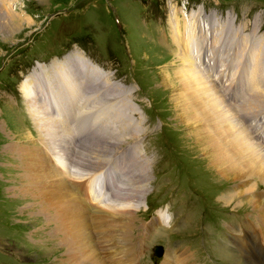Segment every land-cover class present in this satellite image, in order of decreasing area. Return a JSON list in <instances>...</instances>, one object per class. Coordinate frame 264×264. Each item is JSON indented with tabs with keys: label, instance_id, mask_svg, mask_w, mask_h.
Here are the masks:
<instances>
[{
	"label": "rangeland",
	"instance_id": "1",
	"mask_svg": "<svg viewBox=\"0 0 264 264\" xmlns=\"http://www.w3.org/2000/svg\"><path fill=\"white\" fill-rule=\"evenodd\" d=\"M5 7L13 9L18 17L12 19L0 13V22L5 27L4 34H0V264L84 263L85 256L76 259L77 253L70 249L73 238L63 235L61 226L55 223L54 209L46 205L49 200L47 188L41 187V178H36V165L27 159L33 157L29 148L37 147L46 154L37 159L38 162L48 169L53 165L52 169L58 171L52 162L53 159L59 160L57 152L45 151L53 139L54 124L68 130L74 120L73 126L80 130L79 118L83 121V129L90 119L92 123L99 122L95 128L109 130L108 134L117 137L121 146L108 150L103 167L117 171L120 184L124 179L120 175L123 168L126 171L133 168L132 175L144 156L150 160L147 167L150 179L145 186V196L134 204L135 211L131 213L133 237L129 238L132 244L142 247L130 264H164L168 253L172 258L174 252L175 256L183 253L180 258L183 257L185 264H249L241 258H248L250 254L255 259L254 264H264L262 208L260 204L252 205L247 200L258 198L264 203V183L257 178L249 179L256 195L235 200L229 198L235 196L238 180L219 174L214 163L209 164L210 151L200 143L202 127L208 130V123L192 109L182 111L187 100L183 98L185 92L177 72L184 60L177 53L182 54L184 49L175 47L168 26L169 10L176 7L177 18L188 21V32L180 25L181 41H184L186 32L191 35V31L202 27L190 26L189 19L194 13L188 14L190 8L199 7L194 9L195 12L204 10L207 19L210 15L214 26L212 36L207 37L208 32H204L205 41L191 38V44L196 46L201 45L202 40L203 48L197 51L196 47H189L188 53L184 51L183 54L197 66L198 75L208 87L231 104L235 123L248 131L252 142L264 149V0H0V9ZM207 19L203 16L200 25L203 22L206 25ZM201 50L206 52L201 53L202 61L206 58L210 65L213 61L209 57L215 54L211 68L201 62L196 64ZM84 56L90 57L91 61ZM69 65L79 79L86 78L84 73L90 78L89 84H86V78L85 82L82 81V90L75 93L77 103H73L72 109L79 115L84 113L73 120L70 114L60 119L57 117L54 100L57 94L53 90L58 86L62 90L65 88L61 80H65ZM44 66L45 72L42 70L43 73L37 75ZM39 82L40 86L36 85ZM110 83L129 93L128 106L120 97L115 102L111 100L112 88L107 90ZM38 87H42L43 94ZM28 88L35 89V100L38 105H43L40 106L49 117L52 114L48 108L55 107L51 116L54 124L41 118L36 123L30 116L35 112L25 97ZM13 92L15 96L11 94ZM42 97L49 104L42 103L45 102ZM251 99L259 102L253 111L255 114L247 116L242 105ZM90 107H100L110 115L101 116L98 112L92 115ZM64 108L66 113L70 111V108ZM117 110L120 112L116 124L104 127L102 122L109 119L113 122L116 118L113 113L117 114ZM211 117L215 120L214 114ZM61 132L60 129L58 139L63 143L64 133ZM90 132L94 136H103L101 131ZM66 134L68 153L60 156V163L65 164L66 169L70 164L71 173L81 177L79 180L82 181L91 169L80 164L81 149L76 146L83 143L88 147L87 143H84L82 134L78 142L71 141L69 130ZM103 169L94 172L93 182L97 187L96 178L102 174L101 183L105 182L108 188L102 186L96 192L95 187L91 199H96L105 189L106 195L116 197L114 202L121 203L124 194L119 191L116 196L115 187L119 186ZM31 174L35 177L32 178ZM74 181L72 179L69 184L71 189ZM80 205L87 207L86 202ZM159 211L162 212L156 217ZM165 213L172 217L168 224L164 223L166 219L162 216ZM115 223L117 221H106L104 227H113ZM88 227V231L97 237L94 232L97 225L90 222ZM121 230L120 227L116 230L119 244H123ZM255 232L259 234L256 238ZM115 233V230L111 231L112 235ZM237 233L251 236L242 241ZM227 237L238 250L228 246L230 240ZM154 245L163 247L161 257L153 255Z\"/></svg>",
	"mask_w": 264,
	"mask_h": 264
},
{
	"label": "bare ground",
	"instance_id": "2",
	"mask_svg": "<svg viewBox=\"0 0 264 264\" xmlns=\"http://www.w3.org/2000/svg\"><path fill=\"white\" fill-rule=\"evenodd\" d=\"M174 6H176V5H174ZM12 11H13V9H11L9 7H7V8L5 7L4 10L0 9L1 14H4L7 17H10L12 19L14 18V16H15V18H17L18 16L15 15V13ZM169 14L171 17L168 20V26L170 27L171 37L173 38V39L172 38L171 39H172V42L175 45V47H178V48L181 47L184 49L185 52H187V51H189V49H188L189 47H195V45L191 44V38H193V40H194V38L197 37L198 40L204 39V41H205L207 34L205 36L204 32H208V34H211V36H212L211 31L214 30V26H213V22L210 18V15L208 16V19H207L206 15H202L201 11L192 13V17L189 19L190 20V26H192L195 29H197V28L199 29V27H201V26L202 27L200 30L191 31V35H190V33H187L188 32V28H187V22L188 21H185V19L183 17L177 18L176 7H171V9L169 10ZM203 16L207 19V21H206L207 26L206 27L204 25V22L200 25V21H204V20H200L203 18ZM210 24L212 25V27L210 26ZM180 25L183 26L184 31H187L186 32V40H184V41H181V36L183 35V33L180 30ZM214 25H215V23H214ZM4 29H5L4 25L0 22V34H4L3 33ZM214 45H215V43H214ZM185 46H186V48H184ZM199 47L200 48H197V51H199L200 49L203 48L202 40H201V45H199ZM206 49H207V51L209 50L207 47H206ZM214 49H212V50H214ZM184 51H183V53H184ZM183 53L182 54L177 53L178 55H180V58L184 60V63L182 64L179 71L177 72V74L180 73L182 90L185 92L184 93L185 96H183V98H186V100H187V104L184 103V105H182V111L187 112V111L192 109L196 112L195 115H198L199 117H201V120L203 118L208 123L207 124L208 130L204 126L202 127L203 135L201 136L202 140L200 143L203 144L201 146H203L205 149L206 148L209 149V151H210V152H208L211 156V159H210L211 163H209V164L211 165L212 163H214V165L218 168L219 174H222L223 176H227L228 178H230L232 180H238V183L235 184V188H236L235 196L229 197L230 199L235 200L237 197H239L241 199V198H244L250 194L256 195L254 193V187L250 183L249 179H252V181H253V179L257 178V179H259L260 182L264 183V149L261 148L257 142H252L250 140L251 137L247 133L248 131L246 132L243 127H240L239 123H235L234 116H233L234 113L232 111L233 107L231 106V104H227L228 102L226 103L223 100V98H221L220 95H218L219 93L217 94V92H215L210 87H208L207 83H205L204 80L198 75L197 66H194L193 62L188 58V56L186 54H183ZM201 53H203V50H201V52H199L200 57H201ZM205 53H203V54H205ZM206 55H208V54H206ZM213 55H215V54H213ZM260 58H261V56H260ZM79 65L81 66L80 63H79ZM72 67H73V64H72ZM68 68L69 69L65 73V80H61L63 82L65 88L62 90V88L60 86H58L57 89H53L54 94H57V96L54 95L53 93L52 94L54 95L55 104L57 105V108H56L57 113L64 115V116H66L67 114H70V116L72 117V120H73L75 116L77 118L79 117L78 116L79 114H77V111L75 109L74 110L72 109L73 103H77V95L75 93H78V91L80 89L82 90V88H83L82 81L85 82L86 81L85 79L87 78L88 81H86V84H89L90 78H89V74L84 73L86 78L84 79L82 76V79H79L78 76H76V74L73 73V70L71 69L70 65ZM86 69L89 70V67L87 66ZM93 69L97 70V66L93 65ZM95 77H96V75H95ZM93 82H94V80H93ZM84 86L87 87L85 84H84ZM96 87H99V85H96ZM109 87H110V90L112 88V90H111L112 91V93H111L112 99L111 100H114L113 102H115L116 99L120 97L119 99L125 101L123 103L126 106H128L127 100L129 99V96H127V95L129 93H124L123 87H118V86L111 84V83L108 84L107 90ZM115 87H118L119 89H117ZM105 88H106V86H104L103 89H105ZM34 90L35 89H33V88H28V90L25 92V97L27 99L28 106L32 110H34V112H35V115L30 114V116L34 117V121L36 123H39L37 121V119L41 118L42 120L48 119L49 122L54 124L55 122H53V121H55V120H52V118H53V117H51L52 115L49 117V115H47L48 114L47 111H45L41 107L43 105L40 104L41 105L40 106L37 104V101L35 100V99H37L36 93ZM181 94H182V92H181ZM98 96H100V95H98ZM47 98H49L51 100V96L49 97L48 94H47ZM60 102H61V105H60ZM223 102H225L226 104L224 105ZM258 102H259L258 99H255V100L251 99V100H248L244 105H242V109L247 113L246 114L247 116L249 114L253 113L256 106H258ZM64 107L70 108V109H68V111L69 110L70 111L68 113H66L67 109H65ZM180 111H181V109H180ZM119 112L120 111L117 110V114L115 112L113 113V115H115V117H116L113 119V122H111V120L109 119L107 122H102V125L105 127L106 125L111 126L113 123L116 124V121L119 119ZM37 114H40L41 116H37ZM181 114H182V112H181ZM189 114L190 113H188V115ZM212 114H214L215 120L213 119V117H211ZM253 114H255V113H253ZM183 117H184V115H183ZM69 122H71V121H69ZM74 122L75 121L73 120L72 124ZM88 122H89V124H88ZM193 122H194V120H193ZM118 123H120V122H118ZM64 124H65V122L63 123V125ZM77 124L79 125L80 131H82L81 134H82L83 138L85 137L84 132L87 133V135L90 137L88 142H87V146L90 147L91 149H89L88 147H85L83 143H80L79 145L76 143L78 145L76 147H79L81 149V152L79 154L80 158H78L79 161L81 160L80 164L83 167L88 168L89 170L91 169L90 172H87L88 175L86 174L88 176L87 178L80 181L79 178H81V177H77V175L73 171H72L73 173H71L70 170H72V169L70 167V164L68 165V168L66 169L65 164L60 163V161H61L60 156L64 157V155H67V153H68V150L65 149V144L68 143L65 140V135H67L66 133H68L70 125H69V127H67L68 130H66L65 127L59 128V125L54 124L53 139L51 142H49L52 145L50 144L49 145L50 148H49V146L45 144L47 146L45 148L46 152L50 153L49 150L51 152L54 150L58 154L57 156H58L59 160L53 159V161H52L54 163V166L56 167V169H58V171H55L54 168L52 169L53 165H52L51 169H48L38 162L37 159H40L42 156H45L46 154H42L40 149L37 147H36V149H34V147H32V149L29 148V151L32 150L30 155L33 157H30L27 159L32 161L36 165L35 166L36 171H37L36 172V178H37V180H39V177L41 178L39 180L41 187L47 188V194L46 193L45 194L47 195L46 197L49 200L46 203V205H47V207L54 209L53 215L55 216V220H56L55 223L56 224L59 223V225L61 226V228L63 230V233H64L63 235H65L67 237L70 236L69 238H73V242L71 241L72 246H70V249L71 250L73 249L72 252L77 253L76 256L74 255L76 257V259H77V257L84 255L85 258H84L83 264H112L111 262H113V261H116L115 264H130L133 261L135 255L139 252V250L142 247L140 245L135 244L134 242L132 244V242L129 238V236H132L131 235L132 230H130V229H132V226L130 225V223L132 222L133 217H132L131 213H133L135 211L134 210V207H135L134 204L139 201L141 196H143V195L145 196V193H144L145 192V186L148 184L147 182L150 179L149 178L150 174L147 170V167H148L150 160H148L149 158L144 156L142 158L140 165L138 166V169L134 171L135 172L134 174L132 172V175H130V173H131V170L133 168H129L127 171L125 168L122 169L124 172H121L120 175L123 176L124 179L121 181V186L119 185V187H117V186L115 187V189L117 188V192L115 193L116 196L119 193V191H121L122 195L124 194V196H123L124 199L122 198L123 201L121 203L116 202V201H115L116 202L115 203L114 200H116L115 199L116 197H113L110 194L106 195L105 190L100 192L99 196H97L96 199H94V198L91 199V195L93 193H95V192H93V190L96 187L95 186L96 184H94V182H93L94 177H96L94 172H98L99 170L103 169L102 167L105 165L108 152L110 150H112L113 148L118 149L121 146V144L119 143L115 134H108V133H104V132H103V136L102 135L94 136L95 134L94 135L91 134L92 131L90 132V130L97 131V133L99 131H101L99 129V127L95 128V126H99V122L92 123L89 119V121L86 122L87 126L83 129L82 128V119L79 118V120L77 121ZM183 124H184V121H183ZM189 126H191V125H189ZM109 128H111V127H109ZM58 129H59V131L61 129V131L64 133V134H62L63 143H60V141L58 139V133H59V131H57ZM195 129H197V128H195ZM107 131H109V130H107ZM194 134L195 133H193V136H194ZM252 138H253V136H252ZM107 139L109 141H107ZM78 141H80V140H78ZM72 146H75V145L73 144ZM72 146L70 145L71 148H72ZM92 147H95V148H92ZM139 156H141V155H139ZM134 159H135V157H134ZM57 161L59 163H57ZM55 162L57 163L58 168H57V165L55 164ZM76 162H78V161H76ZM136 166H137V164H136ZM215 166H213V168ZM61 167H63V168H61ZM73 168H74V166H73ZM134 168H136V167H134ZM40 170H41V172H38ZM30 173L31 172H29V174ZM89 174H91V175H89ZM31 175H32V178L35 177L34 174H31ZM72 179H75L72 187L76 192H78L79 195L73 189L70 188L69 184H72L71 183ZM103 179L104 178H102V180ZM28 182H29V184L32 185V183L30 181H28ZM95 183H97V182L95 181ZM103 184H104L103 188H105L107 190L108 187L105 184V182H103ZM80 187L83 189V191H85V193L82 192ZM96 192H97V190H96ZM76 195L78 196L77 199H76ZM247 200H249V202L252 205H254V204L259 205L260 204V208H262V210H260V215L263 216L262 222L264 224V203L261 202L258 198H256L255 200H252V199H247ZM44 202H46V201H44ZM84 202H86V206H87L85 208L80 205V204L83 205ZM87 203L90 205V207ZM87 210H88V212H86ZM160 212H162V211H159L158 213H156V217L160 216ZM88 216H90V217H88ZM106 221H110V222L111 221L112 222L117 221V223L120 226L117 223H115V225L113 227L111 226V227L106 228V227H104L105 226L104 223ZM90 222H94L97 225V228L94 229V232L98 234L97 237H96V235H94L95 236L94 237L93 234H91L90 231H88V228H89L88 225ZM263 226H261V227H263ZM119 227L122 229L121 230L122 232L120 235H121V242L123 241V244H119L116 240V239H119V236H118L119 233H117V231H116L117 228H119ZM144 227L147 229V226H144ZM105 230H108V232H106ZM112 230H115V232H116L115 234H117V235H115V234L114 235L117 238H115L114 235L111 234ZM263 233H264V230H263ZM146 235H147V233H146ZM143 236H145V235H143ZM139 239H141V238H139ZM101 240H103L102 243L100 242ZM66 243H68V242H66ZM249 243H251V242H249ZM139 244H140V242H139ZM247 247H249V246H247ZM68 254L70 255V253H68ZM175 254H176V252L172 253L173 256L171 258L170 253H168V256L164 260V264H172V261H173V264L174 263L185 264L183 257L180 258V255L183 256V253H180V255H178V256L177 255L175 256ZM105 256H107V257H105ZM241 259L248 261L249 264L255 263V259L251 256V254L249 255L248 258H241Z\"/></svg>",
	"mask_w": 264,
	"mask_h": 264
},
{
	"label": "water",
	"instance_id": "3",
	"mask_svg": "<svg viewBox=\"0 0 264 264\" xmlns=\"http://www.w3.org/2000/svg\"><path fill=\"white\" fill-rule=\"evenodd\" d=\"M162 252H163V250H162L161 246L155 247V248L153 249V253H154L156 256H161V255H162Z\"/></svg>",
	"mask_w": 264,
	"mask_h": 264
}]
</instances>
